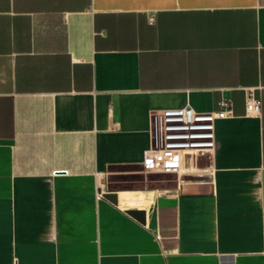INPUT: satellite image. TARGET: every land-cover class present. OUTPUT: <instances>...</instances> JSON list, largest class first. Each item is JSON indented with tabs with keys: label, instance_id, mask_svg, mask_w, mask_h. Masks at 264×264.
Segmentation results:
<instances>
[{
	"label": "crops",
	"instance_id": "obj_1",
	"mask_svg": "<svg viewBox=\"0 0 264 264\" xmlns=\"http://www.w3.org/2000/svg\"><path fill=\"white\" fill-rule=\"evenodd\" d=\"M223 99L192 173L109 187ZM0 264H264V0H0Z\"/></svg>",
	"mask_w": 264,
	"mask_h": 264
},
{
	"label": "built area",
	"instance_id": "obj_2",
	"mask_svg": "<svg viewBox=\"0 0 264 264\" xmlns=\"http://www.w3.org/2000/svg\"><path fill=\"white\" fill-rule=\"evenodd\" d=\"M219 105V109L208 112L197 111L189 103L151 111L152 142L144 152V171L177 177L192 173L198 167V157L214 146L215 121L230 114L228 100H221ZM260 111V102L249 89L245 112L257 115Z\"/></svg>",
	"mask_w": 264,
	"mask_h": 264
},
{
	"label": "rangeland",
	"instance_id": "obj_3",
	"mask_svg": "<svg viewBox=\"0 0 264 264\" xmlns=\"http://www.w3.org/2000/svg\"><path fill=\"white\" fill-rule=\"evenodd\" d=\"M122 171L124 170L121 169L118 173L109 176V187L111 189L163 188L174 183V175L146 172L143 167L132 170L133 172L129 175Z\"/></svg>",
	"mask_w": 264,
	"mask_h": 264
},
{
	"label": "water",
	"instance_id": "obj_4",
	"mask_svg": "<svg viewBox=\"0 0 264 264\" xmlns=\"http://www.w3.org/2000/svg\"><path fill=\"white\" fill-rule=\"evenodd\" d=\"M103 196L108 199L109 201H111L112 203L116 204L117 203V195L115 192H104ZM128 212L133 215L134 217H136L137 219H139L140 221H143V215L142 212H139L137 210H128Z\"/></svg>",
	"mask_w": 264,
	"mask_h": 264
}]
</instances>
